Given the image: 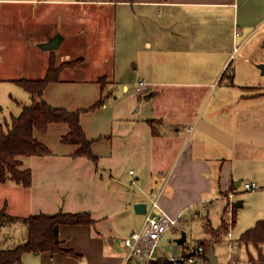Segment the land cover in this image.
<instances>
[{
  "label": "crops",
  "instance_id": "0c3cea01",
  "mask_svg": "<svg viewBox=\"0 0 264 264\" xmlns=\"http://www.w3.org/2000/svg\"><path fill=\"white\" fill-rule=\"evenodd\" d=\"M8 16L15 18L13 28L6 25ZM55 37V49L41 48ZM52 58L56 66L72 65L62 68L40 99L81 111L91 148L106 144L93 162L73 156L77 146L61 142L69 131L66 124L35 134L50 154L19 157V168L31 171L30 186L10 175L0 181V211L6 214L0 248L18 245H11L14 236H3L10 219L88 213L90 224L57 227L60 246L75 256L29 252L22 264H123L121 240L139 231L144 220L134 204L147 202V194L156 191L162 210L183 218L172 230L176 239L167 259L186 263L192 258L184 251L187 244L202 253L211 229L219 230L223 219L227 228L216 242L227 243L230 256L240 237L235 241L231 232L241 220L238 209L247 204L237 195L247 190L245 183L254 184L247 191L255 196L264 194V75L258 68L264 63V0H0V83L19 86L17 80L42 79ZM74 69L77 74L66 79ZM136 73L144 85L136 91L137 82L133 90L142 92L143 100L136 97L129 111L114 112L109 127L104 112L115 105V90L122 84L126 91ZM26 93L29 105L34 97ZM101 97L103 106L89 110ZM15 105L8 109L18 114L9 111V121L3 116L0 127L25 106ZM97 114L92 127L90 118ZM125 120L119 127L118 121ZM98 128L102 131L92 133ZM51 129L59 145L55 151L45 139ZM120 135L126 136L131 155L123 156L132 162L127 171L113 165ZM230 193L237 198L232 209L225 199ZM200 215L202 238L195 239L193 222ZM23 235L25 226L19 238ZM181 236L184 241L178 243Z\"/></svg>",
  "mask_w": 264,
  "mask_h": 264
},
{
  "label": "trees",
  "instance_id": "16d2710c",
  "mask_svg": "<svg viewBox=\"0 0 264 264\" xmlns=\"http://www.w3.org/2000/svg\"><path fill=\"white\" fill-rule=\"evenodd\" d=\"M72 65V62L56 66L54 58L50 60L46 75L39 80H17L19 86L30 93L34 100L25 105L20 114L11 117L10 123L0 127V181H4L8 175L18 184L25 187L31 184V171L21 170L19 157L21 156H45L50 154L46 145L35 138V133L44 134L50 125L66 124L69 128L61 142L75 145L77 149L73 156H83L93 162L96 157L92 152L91 141L88 140L80 125L81 111H67L63 108H55L42 101L41 95L50 83L58 81L59 72L63 67ZM105 98L101 97L89 110H95L103 106ZM6 219L4 210L0 211V226ZM28 231L21 244L10 248H0V264H22V256L29 252L61 253L73 255L75 253L60 246L57 237V227L61 224H90L92 220L88 213H62L34 214L25 218ZM226 222L223 219L219 230L211 229V241H217L220 232L226 231ZM238 241L244 245H253L257 250V257L250 256L254 264H264V219L258 220L255 225L243 232ZM203 257L206 256L204 251ZM149 264H186L182 260L171 261L166 258H158ZM208 264V263H207Z\"/></svg>",
  "mask_w": 264,
  "mask_h": 264
},
{
  "label": "rangeland",
  "instance_id": "374dc122",
  "mask_svg": "<svg viewBox=\"0 0 264 264\" xmlns=\"http://www.w3.org/2000/svg\"><path fill=\"white\" fill-rule=\"evenodd\" d=\"M11 8V9H8ZM7 10L8 11H13L12 7H8L7 6ZM15 18L12 17L9 19V16L7 18V26H12V28L15 25L14 22ZM5 25V26H6ZM11 28V30H13ZM10 39L14 40V37H10ZM76 73V69H74L73 72L68 73V76L66 77V79H71V77H73V75L75 76ZM138 73L135 74V76L133 78H131L130 80H127V87L128 89L126 91H123L122 88H120L122 86V84L119 86L118 90H115L114 92V97L116 96L117 98L115 99V105H113L112 107H108L106 109V111L104 112V115L107 116L106 118L110 117L109 119V127H110V122H111V118L114 115H116L117 113H120L122 110V112L124 111H129L131 105L133 104V102H135V98H143L142 92L137 93L133 90V85H135V83L138 82ZM26 91L15 85L14 83H5L2 82L0 83V118H3V116H5L6 118L9 117V111H12V114L17 115L18 111L15 112V110H9L8 107L9 105L11 107L15 106L16 109V105H15V101L21 103V104H25L27 105V101H28V97L26 95ZM119 95V96H118ZM143 100V99H142ZM112 100L110 98H108L107 100V104H111ZM11 103V104H10ZM2 109V110H1ZM8 109V110H7ZM128 113L124 114L123 117H126V119H128ZM100 116L99 114L95 115V118H90V120L92 119V121H90L89 123L92 124V127L98 122L97 117ZM122 117V116H120ZM88 118V117H87ZM94 119V120H93ZM7 121H9V119L7 118ZM2 122V121H1ZM127 120L125 121H118V126L122 127L124 124H126ZM85 123H87L86 121H84V125H86ZM113 132L115 129V125H113ZM121 130V128H120ZM55 131L54 129H51V131H49V135L45 138L46 141H48V145L50 146V149L52 150H57L59 149V145H58V140L56 139L55 136ZM97 131H102L101 128L96 129H92V133H96ZM37 136L40 137L39 133H35ZM126 136H119L118 138V143H117V148L115 150H117V153H115V156H113V165L115 167H120L121 170L125 169L127 171V168L131 165V160H124L123 156H131L130 155V151H129V147H128V140L125 139ZM57 141H56V140ZM124 140V141H123ZM102 142V141H101ZM103 144H106L105 142L101 143V144H93L92 145V152L93 154L99 155L101 153V148L103 147ZM66 148H70V146L66 145ZM104 148V147H103ZM104 153H106V151H104ZM109 154V153H108ZM106 154V156L108 155ZM257 192V191H255ZM254 193V192H253ZM252 192L247 191V190H242L237 196L241 197V200H245V203L247 202V204L244 206V208L242 210L239 211L238 209V217H241V220H238L237 222V226H234V230H232V234H233V239L236 241L238 239V237L240 236V234L248 229L253 227V225H255V217H264V194H260L258 196H255ZM240 199V198H239ZM237 198H235L233 201L234 203L236 202ZM220 205V203H218ZM256 215V216H255ZM198 216V215H196ZM252 217L251 218V222L249 220H247L245 223H242V219L246 218V217ZM216 220V219H215ZM202 223V219H201V215L195 219V221L193 222V224L195 225V227H193L192 229L195 230L194 236L195 239H197L196 237L202 238V228L200 227L199 224ZM192 225V223L190 224V226ZM4 229H2L3 232V236L7 234V236H14L13 237V244L18 242L19 243L22 241L20 239H24L23 241H25L26 236L23 235V238H19L20 235L22 234L23 230H24V226L26 228V235H27V231H28V225L27 222L25 221H20V222H14L13 219H10L9 221H7V223H5ZM185 227H187L186 225H184ZM201 228V229H200ZM175 234L173 233V231H169L168 233H166L162 239L160 240L158 247L156 249V255H158L159 253L163 256L166 257L172 254V246H174L175 244ZM0 238L2 239V236H0ZM8 238V237H7ZM0 239V245L3 246L2 241ZM22 241V242H23ZM21 242V243H22ZM238 242V244H237ZM11 242H9L10 244ZM20 243V244H21ZM6 244V245H9ZM210 244V243H209ZM196 245H186L184 248L185 253L187 254H191L193 260V264H207V261L205 259V257H203L201 252H198L195 248ZM208 241L205 244L204 247V253L207 254L208 252ZM214 253L215 256L217 258V261L219 264H229V261H234L235 264H254L251 260H250V256L256 258L257 257V252L255 251V247L253 245H244L242 243H240L239 241H236V246L234 247V249L232 251H230L232 254L229 256V248L227 243H220V242H216L214 243ZM162 251V252H161ZM230 257H234V260H229ZM169 259V258H168Z\"/></svg>",
  "mask_w": 264,
  "mask_h": 264
},
{
  "label": "built area",
  "instance_id": "2783aa9c",
  "mask_svg": "<svg viewBox=\"0 0 264 264\" xmlns=\"http://www.w3.org/2000/svg\"><path fill=\"white\" fill-rule=\"evenodd\" d=\"M232 72V70H230ZM144 85L143 81H139L136 86V91H140ZM130 175H133V171H129ZM162 175L163 173H158ZM135 184V180H131V185ZM244 188L247 190H253L254 184L245 183ZM147 202H145L146 208L143 214V225L139 231H132L128 236L121 240V246L125 249L126 254L123 264H149L151 261L160 258L156 255V249L162 237L171 230H174L177 226L181 225L183 218L181 215L171 217L166 214L159 205V192L153 191L147 194ZM228 200L229 208L234 207V194L230 193L225 196ZM230 244H234L231 238V232L227 234ZM171 261L180 259L169 258ZM187 264L193 262L192 258L185 260ZM229 264H234L230 262Z\"/></svg>",
  "mask_w": 264,
  "mask_h": 264
},
{
  "label": "water",
  "instance_id": "95a60500",
  "mask_svg": "<svg viewBox=\"0 0 264 264\" xmlns=\"http://www.w3.org/2000/svg\"><path fill=\"white\" fill-rule=\"evenodd\" d=\"M58 42H59L58 38L55 37L50 42L42 44L41 48L44 49V50H53V49H55L58 46ZM258 68L261 70V73L264 75V63L263 64H259ZM145 208H146V205L143 202L134 204V211L137 214H142L143 215L145 213ZM183 241H184V236H181V238L177 240L178 243H182ZM213 246H214V242L211 241L210 244H209L208 252H207V254L205 256V259H206L208 264H219L218 261H217V258L215 256Z\"/></svg>",
  "mask_w": 264,
  "mask_h": 264
}]
</instances>
